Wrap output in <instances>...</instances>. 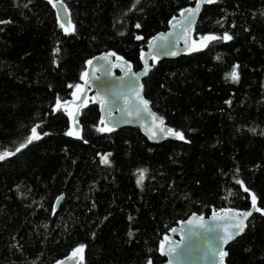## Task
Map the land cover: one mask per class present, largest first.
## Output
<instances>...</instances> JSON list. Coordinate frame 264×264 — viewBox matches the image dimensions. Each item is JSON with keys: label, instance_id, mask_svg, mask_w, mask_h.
Masks as SVG:
<instances>
[{"label": "trees", "instance_id": "1", "mask_svg": "<svg viewBox=\"0 0 264 264\" xmlns=\"http://www.w3.org/2000/svg\"><path fill=\"white\" fill-rule=\"evenodd\" d=\"M63 1L67 27L52 0H0V153H15L0 161V264H55L77 249L78 264H159L173 225L249 208L253 196L260 211L226 261L264 264V0L204 4L195 45L153 60L145 96L184 136L160 142L136 126H105L92 96L75 131L57 102L73 98L97 53L141 67L150 36L195 0ZM225 33L232 39H204ZM33 128L41 138L28 143ZM137 169L147 170L139 187Z\"/></svg>", "mask_w": 264, "mask_h": 264}, {"label": "water", "instance_id": "2", "mask_svg": "<svg viewBox=\"0 0 264 264\" xmlns=\"http://www.w3.org/2000/svg\"><path fill=\"white\" fill-rule=\"evenodd\" d=\"M197 2L198 0H195L193 5L182 10L195 9ZM204 4L207 3H201L198 13L192 16L190 23L188 13L181 15V10L178 15L169 19L167 29L150 36L140 55L141 67L138 69H134L127 58L116 55L114 51H102L92 56L89 60L91 63L88 62L83 72L82 89L77 92V97L64 100L57 106L70 103L76 105L72 114L74 130H79L80 108L87 95L91 93L98 104L100 117L105 126L110 128L136 126L151 142L177 138L167 132V129H174L166 122L164 116L152 107L145 96L143 79L151 69L153 60L175 57L194 46L192 30ZM52 5L61 24L69 26L70 15L64 1L52 0ZM146 63L149 70L145 75ZM144 101H147V104ZM161 127L165 132L160 131ZM62 198L63 193L56 197L55 208L59 206ZM255 208H258L257 203ZM255 211L252 204L249 208L241 210L236 207H223L208 215L191 213L169 230L162 243L165 259L159 264H227V245L245 232ZM246 212L252 214L244 219L242 214ZM241 220L244 223V231L222 243V238L231 236ZM81 255V250L77 249L75 253L66 255L55 264H78Z\"/></svg>", "mask_w": 264, "mask_h": 264}, {"label": "snow or ice", "instance_id": "3", "mask_svg": "<svg viewBox=\"0 0 264 264\" xmlns=\"http://www.w3.org/2000/svg\"><path fill=\"white\" fill-rule=\"evenodd\" d=\"M215 2V0H198L197 2V6L195 9H187V10H182V13L181 15H184L185 12L188 13V20H189V23L191 22V18L194 14L198 13L199 11V8H200V5L201 3H213ZM26 6V5H25ZM2 23V22H0ZM61 27H63V24H61ZM136 27H140V25H137ZM65 31H69V29H65ZM137 39H140V37H137ZM204 39L206 41H209V40H217V39H223V40H231L232 37L230 35H228L227 33L224 34L223 37H216V36H208V37H204ZM54 51L56 52H59V49H55ZM217 59H219V57H217ZM89 63H91V61H89ZM237 67L238 66H235L232 70L231 73H228L226 74V78L230 77L231 80L233 82L237 81L238 80V72H237ZM148 66H147V63L145 64V69H144V74L146 75L147 72H148ZM77 87H79V85H77ZM59 104V101L57 102ZM145 104H147V101H144ZM226 103H230V101L226 102ZM160 124L162 125L163 124V119L161 118L160 119ZM99 131H112V129L110 128H100L98 129ZM160 131L161 132H165V129L163 127L160 128ZM253 131H255L253 129ZM167 132L169 134H172L174 137H177L179 139H184V136L182 133L180 132H175L174 130L172 129H167ZM67 135H72L73 133L72 132H69V133H66ZM44 135H47V133H44ZM41 137L39 135L36 134V128H33L32 129V135L28 137L27 139V142L28 143H31L33 140H38L40 139ZM24 147H26V144L22 143L19 145V147H17L15 149V152H20ZM15 153L14 152H3V153H0V161L4 160L6 157H10L12 155H14ZM108 155L110 154H107L106 156L102 157L101 159V163L103 164H108L109 163V160H108ZM146 169H137V172L139 173L138 177H137V186H142L143 184V181L145 179V173H146ZM237 183H242L240 181H237ZM247 191V189H245ZM228 195H232L231 192H229ZM253 208L254 210L256 211H260V209H257L255 208V196H253ZM252 213L251 212H246V213H243V218L244 219H247L248 216H250ZM244 231V223H243V220L240 221L239 225L233 230L231 236H225L222 238V243L223 242H226L228 239H231V238H234L236 235H238L240 232H243ZM129 235L131 236L132 233L130 232ZM162 248H163V245H162ZM148 264H151V261L148 262Z\"/></svg>", "mask_w": 264, "mask_h": 264}, {"label": "rangeland", "instance_id": "4", "mask_svg": "<svg viewBox=\"0 0 264 264\" xmlns=\"http://www.w3.org/2000/svg\"><path fill=\"white\" fill-rule=\"evenodd\" d=\"M193 45H195V44H193ZM81 89H82V84H80L79 87H76V88L74 89V95H73L74 98L77 97L76 94H77V92H78L79 90H81ZM91 96H92V94L89 93V94L87 95L85 101H86L88 98H90ZM65 106H66V108L69 110L70 114H73L76 105H75L74 103H70V104H67V105H65Z\"/></svg>", "mask_w": 264, "mask_h": 264}]
</instances>
